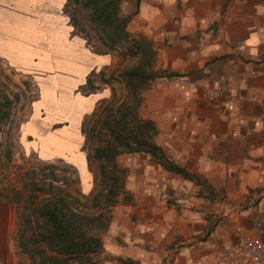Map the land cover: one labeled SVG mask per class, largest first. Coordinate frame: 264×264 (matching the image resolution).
<instances>
[{
	"label": "crops",
	"instance_id": "1",
	"mask_svg": "<svg viewBox=\"0 0 264 264\" xmlns=\"http://www.w3.org/2000/svg\"><path fill=\"white\" fill-rule=\"evenodd\" d=\"M64 3L0 0V59L15 71H35L41 83L52 76V86L75 97L76 117L61 106L56 114L51 96L44 110L39 93L30 119L45 113L40 134L47 140L38 142L40 126L33 123L25 135L44 157L69 158L86 192L92 173L80 121L111 96L113 84L77 90L111 57L73 33ZM121 9L131 13L126 31L149 42L154 69L162 70L140 91L138 114L154 123L152 139L165 157L203 183L164 169L147 153L117 154L128 199L110 208L95 264H195L234 242L238 226L264 243V0H122ZM23 49L25 64L18 58ZM216 86V97H203ZM12 221L11 206L0 197L3 264L18 260Z\"/></svg>",
	"mask_w": 264,
	"mask_h": 264
},
{
	"label": "trees",
	"instance_id": "2",
	"mask_svg": "<svg viewBox=\"0 0 264 264\" xmlns=\"http://www.w3.org/2000/svg\"><path fill=\"white\" fill-rule=\"evenodd\" d=\"M74 2L85 9L88 21L98 31L101 45L113 49L126 43L127 53L136 57L137 63L119 72L126 96L115 104L106 102L103 105L101 123L105 138H100L91 153L86 154L87 164L94 161L98 174L90 204L59 186L45 192L46 196L37 202V192L45 190L32 182L26 196L27 214L22 217L17 237L18 249L28 256L27 264H95L102 249L100 234L109 221L111 206L120 198L128 199L124 189L125 170L115 163V156L121 152L147 153L164 169L196 184L203 183L199 176L165 157L152 139L156 132L154 123L137 113L140 91L151 80L162 76V70L154 69V53L149 42L141 37H132L126 31L131 13L122 12V0ZM86 83L92 87L88 79ZM15 100L16 94L12 98L4 97L0 105L7 107ZM7 115L8 110L0 108V120ZM50 177L53 181L57 180L53 173ZM8 195L6 189L0 192L2 199ZM24 230L29 234H23Z\"/></svg>",
	"mask_w": 264,
	"mask_h": 264
},
{
	"label": "rangeland",
	"instance_id": "3",
	"mask_svg": "<svg viewBox=\"0 0 264 264\" xmlns=\"http://www.w3.org/2000/svg\"><path fill=\"white\" fill-rule=\"evenodd\" d=\"M63 12L72 25L73 33L82 37L91 51L109 54L111 57L110 65L102 68L96 66L89 71L85 77V84L77 90L80 93H82V91H90L91 87L86 83L87 79L89 83L98 84L94 85L96 87H99V84L103 82H110L113 84V86H111V90L113 91L111 96L105 100H101L97 104L95 103L94 110L84 115L80 121V129L82 130L81 134L83 136L81 150L86 154H90L92 147L98 144L99 139L105 138V129L103 123H101L103 105L106 102L115 104L126 96V90L120 80L119 72L124 67H130L136 64L137 59L127 53L126 43H121L113 49H107L101 45L97 38L98 31L88 21L85 9L74 2V0H65ZM122 12L128 14L127 12ZM32 30L36 31L34 27ZM27 57L28 52L23 49L21 56L18 58L25 64L28 61ZM37 75L40 74H35V71H15L9 68L0 59V101H2L4 97L12 98L14 94L17 95V100L10 106L5 107L0 105V108L8 110V115L0 120V192H2V189H6L9 194L6 198H3V200L10 205L12 209L13 226L11 228L10 239L15 248L14 254L18 258L16 264L28 263L27 254L22 253L17 247V237L22 217L27 214L26 196L29 189L32 187V182H35L45 190L44 192H37V202L39 199L46 196L45 192L51 189L54 190L59 186L73 192L76 196L81 198V200L84 202L87 201L88 204H90L89 199L92 191L96 187V178L98 175L96 163L94 161H90V164L86 163L87 168L92 173V182L90 189L84 192L80 189L81 180L79 172L73 162L68 161L69 158H57L53 155L44 157L37 148V142H33L31 147L28 146V141L31 140H28V137L26 138L25 132L27 128H30L31 123L40 126L35 133L38 137V142L47 140L45 134H40L41 127L43 125L44 128L47 127L46 123L48 118L45 119V113L37 122L33 119L34 116L30 119L32 115L36 114L35 112L34 114H30V111L31 104L39 93L42 100L45 101L43 103L44 110L50 101V99H47L49 96H51L54 101L53 110L55 112L59 110L58 107L61 106L60 108L65 110L73 109V113L69 110L68 112L71 116L73 115L76 117L79 108L75 106V104L70 107V100H73L75 97H72L68 93L66 94L67 96H65L60 88H57L56 85H51V83H53L52 76H48V80L41 83ZM41 79L43 80L44 78ZM72 102L75 103V99ZM49 106L51 107V103H49ZM57 113L58 112H56V114ZM71 116L67 118L71 120ZM41 121L44 122L41 123ZM71 123L72 121L70 124ZM41 149H43V147H40V150ZM50 173H53L57 180L53 181L50 177ZM23 234L27 235L29 231L24 230ZM0 264H3V262H0Z\"/></svg>",
	"mask_w": 264,
	"mask_h": 264
},
{
	"label": "built area",
	"instance_id": "4",
	"mask_svg": "<svg viewBox=\"0 0 264 264\" xmlns=\"http://www.w3.org/2000/svg\"><path fill=\"white\" fill-rule=\"evenodd\" d=\"M220 86L206 90L203 97H216ZM195 264H264V243L255 233L240 226L236 239L213 256H200Z\"/></svg>",
	"mask_w": 264,
	"mask_h": 264
}]
</instances>
